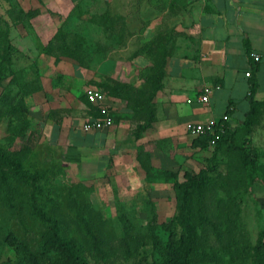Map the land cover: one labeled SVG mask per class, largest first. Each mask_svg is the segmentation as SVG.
Here are the masks:
<instances>
[{"label": "rangeland", "instance_id": "1", "mask_svg": "<svg viewBox=\"0 0 264 264\" xmlns=\"http://www.w3.org/2000/svg\"><path fill=\"white\" fill-rule=\"evenodd\" d=\"M148 1L153 6L152 14L142 16L138 11L128 14L122 8L121 0H116L115 4L113 1L108 4L106 0H63L52 4L47 0L38 16L29 20L20 0H0V15L9 22L10 39L18 50L14 69L22 73L23 81L36 80L40 85V90L26 100L36 108L40 106L39 102H43L48 93L44 91L45 87L58 95L72 90L81 101L86 99V90H99L114 123L123 117L117 114L121 106L128 112L126 119L134 130L141 121L126 101L109 97L105 85L128 84L136 91L148 87L154 56L150 53V44L158 34H170L166 29L167 20L164 26L156 21L162 7L155 8V1ZM12 15L17 19L16 23L12 22ZM58 33L66 34L67 43L72 46L80 44L81 59L47 54L46 46ZM166 50H170L168 45ZM37 72L39 78H36ZM12 87L13 91L17 90L16 85ZM255 98L262 103V108L258 123L250 134L241 133L242 120L232 126L237 129L238 142L249 140L246 148L253 161L236 194L240 208L237 231L251 246L264 238V80ZM42 107L37 109L42 112ZM113 107L116 111L112 110ZM7 123L8 119L0 116V143L3 146L13 139ZM42 131L40 124L31 118L27 135L33 133L30 138L33 147L25 160V168L30 172L44 173L39 182L42 190L37 196V205L50 221L45 222L32 214L27 197H22L23 201L21 198L15 200L18 206L15 213L0 202V263L15 258V253L4 242L9 232L36 250L42 243L43 232L55 222L62 237L77 241L89 264H107L104 260L92 258L94 242L79 224L77 212L80 210L97 239L106 246V262L138 264V258L125 261L120 257V239L126 234L137 236L144 242L140 248L141 256L156 254V241L164 243L168 239V233L160 224L177 213V185L184 181V174H198L212 162L220 165L223 171L226 169L227 158L221 151L193 149L190 139L187 144L163 139L152 151L145 152L148 157L144 160L152 166L150 176L139 167L138 173L135 169L131 173L126 166L114 168L110 165L102 177L86 178L80 164L78 166V154L73 147L67 141L58 145L44 142ZM20 144V140L14 138L10 148L16 150ZM136 163L139 164L137 160ZM161 171L177 172L178 177L166 179ZM219 198L225 199V196L221 194ZM210 239L213 243L211 233ZM205 250L213 260L203 264H255L253 257H239L236 253L228 255L217 248Z\"/></svg>", "mask_w": 264, "mask_h": 264}, {"label": "trees", "instance_id": "2", "mask_svg": "<svg viewBox=\"0 0 264 264\" xmlns=\"http://www.w3.org/2000/svg\"><path fill=\"white\" fill-rule=\"evenodd\" d=\"M38 9H30L25 12V17L31 20L38 16ZM12 22L17 19L11 16ZM170 35L158 34L150 44V53H153L152 73L148 77V87L136 91L131 85L118 83L113 86L105 85L108 96L119 98L127 102L133 114L141 121L133 130V135L138 139L144 132L153 127L156 122L155 98L162 87L166 75L168 58L171 51L166 50ZM46 52L54 57H68L81 59L80 44L72 46L67 43L66 34L58 33L46 46ZM18 50L10 39V24L0 15V116L8 119V130L11 137L20 140L18 149H11L12 141L7 146L0 143V202L12 213L18 209L17 198L27 197L31 212L34 216L50 221L44 211L37 205V196L41 193L40 180L44 173L30 172L25 168V160L33 147L31 136L27 135L31 127L29 114L30 103L26 98L40 90L37 82L23 81L22 73L14 69V60ZM254 69H258V61L254 62ZM37 71V70H36ZM251 75V72H250ZM10 78L7 83L4 82ZM36 78H39L38 72ZM250 78V92L247 96L248 111L242 120L241 133L249 135L253 126L258 123L262 103L255 96L259 88L258 80L254 76ZM16 85L17 90L13 91ZM85 103L90 108L93 116H100L98 108L87 99ZM229 115V111H228ZM223 132L216 135L208 133L193 139L194 149L214 148L221 151L227 158L226 169L223 171L220 165L211 163L198 174L185 173L184 181L178 183V207L177 213L167 222L160 224L168 233V239L162 243L156 241V254L141 256V238L126 234L119 241L120 257L129 261L138 258V264H203L213 260L206 248H217L221 252L237 256L253 257L255 264H264V238H260L255 246H251L242 233H238L240 208L237 202V193L244 180L246 171L252 165L251 155L246 148V143L238 142L237 129L229 122L221 121ZM10 145V146H9ZM148 155L142 150L136 154L138 167L145 169L150 176L152 166L146 161ZM141 162V163H140ZM166 179H177V172L161 171ZM25 190H29V194ZM224 195L225 199L219 198ZM23 201V199L21 200ZM79 224L91 236L94 242L95 252L93 259L106 262L108 252L106 246L97 239L87 219L81 211L77 212ZM213 234V243L210 239ZM4 242L15 253V258H8L0 264H89L81 254L77 241L66 239L60 235L57 225H51L43 232V240L38 249L34 250L30 245L19 240L9 232ZM150 258V259H149Z\"/></svg>", "mask_w": 264, "mask_h": 264}, {"label": "crops", "instance_id": "3", "mask_svg": "<svg viewBox=\"0 0 264 264\" xmlns=\"http://www.w3.org/2000/svg\"><path fill=\"white\" fill-rule=\"evenodd\" d=\"M46 1L20 0V3L28 11L44 9ZM48 1L53 4L63 0ZM121 1L128 14L136 11L142 16L152 14L153 6L148 0ZM154 1L155 8L163 9L156 21L164 26L167 20L171 54L155 98L156 122L151 129L136 139L133 125L126 119L129 114L120 106L117 114L123 116L121 120L107 129L85 132L82 124L93 115L72 90L58 95L45 87L48 93L39 102L42 112L37 109L40 104L37 108L30 104V116L43 129L44 142L58 145L67 141L78 154L77 163L86 178L102 177L110 165L126 166L128 171L135 169L138 173L137 150L152 151L163 139L179 144H187L189 139L193 142L187 132L190 123L216 120L234 126L244 119L249 108V77L255 74L259 85L264 80V0ZM253 54L259 57L258 69L253 68ZM206 89L209 100L202 103L199 97ZM259 89L260 86L255 97ZM112 110L116 111V107Z\"/></svg>", "mask_w": 264, "mask_h": 264}, {"label": "built area", "instance_id": "4", "mask_svg": "<svg viewBox=\"0 0 264 264\" xmlns=\"http://www.w3.org/2000/svg\"><path fill=\"white\" fill-rule=\"evenodd\" d=\"M254 61H258L259 57L256 54L252 55ZM246 76H250V72H246ZM86 99L98 108L100 116L89 117L83 124L82 129L85 132L99 131L107 129L114 124V121L109 113L108 106L103 103L104 96L99 90L88 89L85 92ZM209 100V89L205 90V93L199 97V101L207 103ZM218 131L223 132V125L216 120H211L206 123H190L187 126V132L194 136V138L203 135L210 134L216 135Z\"/></svg>", "mask_w": 264, "mask_h": 264}]
</instances>
